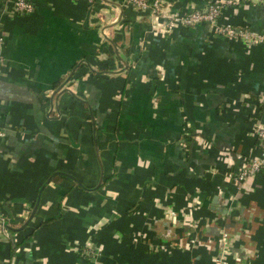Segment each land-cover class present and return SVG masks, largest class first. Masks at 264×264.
<instances>
[{
  "label": "crops",
  "instance_id": "obj_1",
  "mask_svg": "<svg viewBox=\"0 0 264 264\" xmlns=\"http://www.w3.org/2000/svg\"><path fill=\"white\" fill-rule=\"evenodd\" d=\"M28 1L0 0V264H215L222 239L224 264H264V169L225 178L258 157L264 45L151 29L123 0ZM219 23L264 36V5Z\"/></svg>",
  "mask_w": 264,
  "mask_h": 264
},
{
  "label": "built area",
  "instance_id": "obj_2",
  "mask_svg": "<svg viewBox=\"0 0 264 264\" xmlns=\"http://www.w3.org/2000/svg\"><path fill=\"white\" fill-rule=\"evenodd\" d=\"M135 12L144 14L150 21V28L158 27L156 20L166 19L165 25L161 26L164 33H170L175 27L191 28L200 24H209L213 32L225 38L252 46L264 45V36L255 35L250 31L219 23L221 13L224 9L235 7L241 4H261L264 0H224L221 3L209 2L203 10H193L179 15L170 9L169 3L164 0H123ZM14 10L16 13L28 15L32 12V5L28 0H14ZM2 42L0 38V43ZM254 138L259 150L258 157L250 159L243 168L235 173H225V178L235 185L242 183L246 178L255 176L260 170L264 169V125H258L254 131ZM1 223V221H0ZM224 237V236H222ZM224 239L221 240L218 256L215 264H224L222 256L224 254ZM91 259L90 264H96L97 251H87L84 254Z\"/></svg>",
  "mask_w": 264,
  "mask_h": 264
},
{
  "label": "water",
  "instance_id": "obj_3",
  "mask_svg": "<svg viewBox=\"0 0 264 264\" xmlns=\"http://www.w3.org/2000/svg\"><path fill=\"white\" fill-rule=\"evenodd\" d=\"M66 177H68V176H66ZM68 178H69V177H68ZM70 179H71V178H70ZM0 226H1L2 228H4V229H7L5 223L0 224Z\"/></svg>",
  "mask_w": 264,
  "mask_h": 264
}]
</instances>
